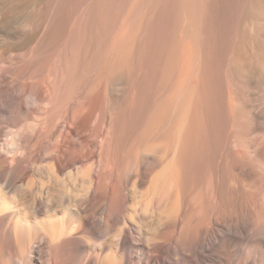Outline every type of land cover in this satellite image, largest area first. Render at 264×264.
<instances>
[{
  "label": "bare ground",
  "instance_id": "6f19581e",
  "mask_svg": "<svg viewBox=\"0 0 264 264\" xmlns=\"http://www.w3.org/2000/svg\"><path fill=\"white\" fill-rule=\"evenodd\" d=\"M0 264H264V0H0Z\"/></svg>",
  "mask_w": 264,
  "mask_h": 264
},
{
  "label": "rangeland",
  "instance_id": "374dc122",
  "mask_svg": "<svg viewBox=\"0 0 264 264\" xmlns=\"http://www.w3.org/2000/svg\"><path fill=\"white\" fill-rule=\"evenodd\" d=\"M234 174L240 178L238 171L234 170ZM247 194L241 188L234 190V222L244 224L250 228L256 226L261 229L259 220L256 219L255 215L249 210L252 205L249 203ZM251 207V208H249ZM257 208V207H256ZM254 211V208L252 209ZM258 210V209H257ZM240 222H239V221ZM258 220V221H257ZM262 230V229H261Z\"/></svg>",
  "mask_w": 264,
  "mask_h": 264
}]
</instances>
